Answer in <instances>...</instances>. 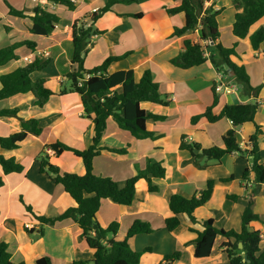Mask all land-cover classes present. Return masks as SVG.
Returning a JSON list of instances; mask_svg holds the SVG:
<instances>
[{"label": "crops", "instance_id": "crops-1", "mask_svg": "<svg viewBox=\"0 0 264 264\" xmlns=\"http://www.w3.org/2000/svg\"><path fill=\"white\" fill-rule=\"evenodd\" d=\"M8 1L17 9L27 10L29 15H32L31 11L36 6L57 11L60 14L61 21L50 36H33L30 32L32 21L9 15L7 6L0 0V47L26 39L38 43L37 51L33 52L23 47L18 51L21 57L19 60L0 66V76L14 71L19 66H25L36 55H47L49 57L46 58L52 60L49 67L42 72L34 73L32 78H45L47 85L55 93H58L63 85L68 82L66 74L72 66L71 59L74 47L71 36L73 23L76 20H81L91 24L93 11L102 9L108 0H72L76 3L74 11L50 3L47 0ZM180 2V0H136L130 3H117L110 12L104 14L95 23V26L98 25L100 27L98 29L104 31V34L92 37L90 52L84 63L85 68L92 69L102 64L108 57L128 53L124 59L115 61L110 65L109 73L134 70L136 79L139 80L143 72L147 68H151L155 80L160 84L161 92L167 94L171 101L167 107L152 102L142 103V107L147 111L167 117L165 121H147V129L158 136L155 141L150 139L137 140L129 133L128 135L127 132L125 133V131L119 129L114 121H110L108 131L100 145L118 149L129 146L128 153L118 154L103 151L95 159L94 164V172L97 175L112 177L119 182L120 187H124L128 178L136 175L139 169L145 168L148 158L163 162L167 168L166 178L154 179V182L160 185L161 193H149L146 181L140 180L137 183L135 201L131 206L116 204L118 207H115L110 205L113 201L108 199L103 201V207L101 206L97 217L104 227L114 220L118 221L120 223L119 236H124L128 228L137 219H142L150 224V221L160 219V225L152 226L155 229L152 234L159 231L165 236L173 238L174 244L178 247L177 249L181 250L180 260L174 264H181L183 259L187 260V264H229L227 254L220 249V244L224 241L222 239L215 244L210 257L196 258L195 245L192 241L197 237V234L189 231V227L202 230L203 221L213 218L215 225L219 228L225 229L227 227V230H240L241 216L248 203V193L243 187L241 178L245 169L251 166V157H242L238 154L226 155L220 164L210 163L208 167H201L188 151L180 150L183 136L190 143H198L201 149L221 145L223 134L233 127L227 119L209 123L203 118L196 124L192 123L193 117L203 114L212 104L214 98L212 88L221 80L222 74L210 62L189 69H182L171 63V59L183 51L185 40L201 41L200 27L187 32L181 37L168 40L176 26H184L185 17L184 14L170 16L165 8L177 7ZM210 4L214 5L216 10L224 8L217 17L221 31V43L225 46L224 40L222 41L224 33L229 35L228 45L231 46L238 41V52L241 54L242 60L236 58H233V60L239 65H245L247 72L249 69L251 71L254 67L253 62L264 57V46L257 53L252 49L249 38L239 40L233 35L232 26L235 21L236 9L231 0H208L206 6ZM139 13L142 14L140 18L130 16ZM65 16L67 17L66 23H64ZM105 18L110 21V26L101 25L102 20ZM261 25H264V20L256 24L251 29V33ZM5 27L9 28L8 32ZM224 27L226 30H223ZM4 41L6 42L1 44ZM245 48H248L250 52L245 53L243 51ZM40 52L43 54H39ZM207 53L209 54L210 51H207ZM59 61H62L68 69L59 72L57 69ZM263 71L264 64L261 63V65L259 64V70H257V73L261 74V78ZM230 79L234 81V79ZM260 82H262V79ZM260 82L257 79L252 85L256 87L261 84ZM217 94L220 97V104L214 110L216 114L226 104L234 105L252 101L243 98L239 90L232 93ZM66 99H70V101L67 102ZM258 100H264V88L261 90ZM13 108L19 109V118L0 117V136H7L21 131L20 118L26 120L31 118L40 119V125L45 130L41 136L29 134L18 149L6 150L0 148V153L6 158L13 157L21 165L27 161V164L23 165L21 173L4 175L0 166V174L5 181V185L0 189V243L9 244L12 262L17 259V264H30L31 261L36 264L37 259L44 255L51 256L55 264H66L79 259H92L93 253L80 237V227L72 220H66L53 226L40 224L27 212L24 205V208L20 206L22 203L20 201L26 199L23 189L31 188V169H34L35 165V170L39 174L37 178H42L49 185H55L47 174L39 172V156L46 144L56 140L61 141L63 138L72 141L73 144L68 146L77 149H86L92 144L94 126L91 121L82 116L84 110L81 106L80 96L75 93L62 96L55 94L43 108L35 105V98L31 93L18 94L0 101V109ZM255 121L261 125L263 130V134L259 136V145L264 157V103L260 105ZM236 132L238 140L244 148L249 138L255 133V126L253 123L248 122L236 128ZM31 139L37 141L42 149L38 154H34L32 160ZM48 152L50 162L60 167L62 171L79 175L85 174L82 160L75 157L73 153L69 152L71 156L66 163L61 161L66 152L60 157H56L50 150ZM231 175L234 176L233 181L229 183L219 181L220 178ZM209 179L216 180V185L209 202L195 212L198 223L193 225L186 215L180 214L181 225L173 232L167 231L164 221L173 215L169 208L171 195L181 193L186 197H191L205 189L206 182ZM251 180H254L253 176H251ZM218 191H222L221 206L214 205V199ZM227 194H238L240 197L234 203L226 198ZM51 196L53 199L50 197L49 202L42 208L44 210L40 211L46 214L43 216L54 218L66 209L76 206L75 201L62 189L59 190L56 196ZM14 204L17 210L13 208ZM222 205L225 207H222ZM104 206H106V209ZM112 209L117 210L118 214L109 218L106 223L102 222L101 215L105 214L104 210L110 211ZM254 210L264 220V185L256 198ZM218 223L222 227L218 226ZM252 226L261 231L262 241L260 246L263 251L264 223L253 222ZM40 228L44 230L42 235H40ZM51 231L59 232V235L52 239V237H49ZM152 234L137 235L130 240V243L133 244V242L139 240V236ZM47 243L50 244V247ZM142 246L143 244H140V247Z\"/></svg>", "mask_w": 264, "mask_h": 264}, {"label": "trees", "instance_id": "trees-1", "mask_svg": "<svg viewBox=\"0 0 264 264\" xmlns=\"http://www.w3.org/2000/svg\"><path fill=\"white\" fill-rule=\"evenodd\" d=\"M2 1L7 6L9 15L32 21L30 32L33 36H50L61 21L57 11L36 6L31 11L32 15H29L27 10L15 8L8 0ZM47 1L66 7L70 11L76 9V3L72 0ZM133 1L136 0H108L102 9L93 12L91 24L81 20H76L73 23L71 36L74 47L71 59L72 66L66 74L69 82L68 89H61L55 93L47 85L45 78H32L34 73L47 69L52 61L51 58H44L43 55H36L25 66H19L14 71L0 76V101L18 94L31 93L35 98V105L43 108L55 94L62 96L75 93L81 99V106L84 110L83 118L93 123L92 144L86 149L73 148L56 140L46 144L39 156V172L47 174L55 185L60 186L63 192L75 201L76 206L66 209L54 218H50L37 215L30 205L26 206L21 200L27 212L40 224L53 226L66 220H72L80 227V237L93 253V258L74 260L66 264H141L143 255L153 251L152 247L135 250L130 243V240L137 235L152 234L155 231L149 222L137 219L128 228L124 236H119L120 223L114 220L104 227L97 214L103 201L108 199L118 205L131 206L135 201L137 183L140 180L146 181L149 193H161V187L154 182V179L166 178L167 168L163 162L148 158L145 168L139 169L136 175L128 178L124 187H120L119 182L112 177L97 175L94 172V164L95 159L103 151L118 154L128 153L129 146L118 149L100 145L108 131L110 121H114L119 129L129 133L137 140L150 139L155 141L158 136L147 129V121H165L167 117L147 111L142 107V103L152 102L167 107L170 105V98L161 92L160 84L155 80L151 68H147L139 80L136 79L134 70L109 73L110 65L115 61L124 59L128 53L108 57L102 64L92 69H86L84 66L86 57L90 52L92 37L104 34V31L95 28V23L104 14L110 12L115 4ZM180 1V5L177 7L165 8L170 16L184 14L185 17L184 26H176L168 40L181 37L200 27L201 41L185 40L183 51L171 59V63L176 67L189 69L210 62L223 76L234 79L240 86L243 98L252 100L248 103L226 104L216 114L214 110L219 107L220 97L216 92V84L213 85L214 98L212 104L203 114L193 117L192 123L196 124L203 118L209 123L227 119L233 127L223 134L221 145H213L207 149H201L198 143L188 142L185 136L181 139L180 150L188 151L201 167H208L210 163L220 164L226 155L238 154L242 157H251V166L245 169L241 178L243 187L248 193V203L241 216L240 230L219 228L215 225L213 218L203 221L202 230L189 227V231L197 234V237L192 241L195 245V257L198 259L210 257L215 244L222 239L224 241L220 244V249L227 254L229 264H264V250L262 251L260 246L262 234L260 230L252 226L253 222L264 223L261 215L254 210L256 198L264 185V157L259 145V136L263 134V130L261 125L255 121L259 107L264 103V100H258L259 94L264 88V71L261 84L256 87L253 86L246 66L239 65L233 60V58L242 60L241 54L238 52L239 42L233 43L230 47L221 43V31L217 17L224 8L216 10L212 4L206 6L208 0ZM231 1L236 9L235 21L232 26L233 35L239 40L249 38L252 49L257 53L260 52L264 46V25H261L253 33H251V29L264 20V0ZM130 16L140 18L142 14ZM5 30L8 32L9 28L5 27ZM23 47L35 52L38 50V43L26 39L0 47V66L19 60L21 57L18 51ZM207 51L210 53L208 54ZM225 64L229 66L231 71L225 69ZM18 112V108L0 109V117L19 118ZM248 122L254 124L255 133L243 148L238 140L236 128ZM20 123L21 131L0 136L1 149H18L29 134L41 136L45 130L40 125V119L26 120L20 118ZM195 149H199L200 152L195 153ZM48 150L52 151L56 157H60L64 152L73 153L75 157L82 160L85 174L79 175L62 171L60 167L50 162ZM0 166L4 175L23 171V166L15 158H6L1 153ZM251 176L254 178L253 181ZM233 180V175L219 179L222 183H229ZM249 183L252 184L251 187H249ZM4 185V178L0 174V189ZM215 185L216 180L209 179L205 189L191 197H186L181 193L172 194L169 208L173 215L164 221L166 230L173 232L181 225L180 214L186 215L193 225L197 224L198 219L195 212L209 202ZM239 197L238 194L226 195V198L234 203L238 201ZM40 234H44L43 229L40 230ZM240 243L242 248L239 247ZM245 256L247 257L246 261H244ZM180 257V252L168 254L163 257L159 264H174L180 260ZM0 264H13L9 244L5 242L0 243ZM36 264L55 263L51 256L44 255L37 259Z\"/></svg>", "mask_w": 264, "mask_h": 264}, {"label": "rangeland", "instance_id": "rangeland-1", "mask_svg": "<svg viewBox=\"0 0 264 264\" xmlns=\"http://www.w3.org/2000/svg\"><path fill=\"white\" fill-rule=\"evenodd\" d=\"M66 18L67 17L65 16L64 23L67 22ZM64 23H63V26H64ZM101 25L110 26V21L105 18L104 20H102ZM95 28H100V27L97 25V26H95ZM223 30H226V28L224 27ZM228 39H229V35L224 33V35L222 37V41L224 40V44H225L226 47L230 46V45H228ZM5 42L6 41H4L1 44H4ZM243 51L245 53H249L250 52V50L248 51V48L243 49ZM46 57H49V56L44 55V58H46ZM261 63H262V65L264 64V57L263 58H259L256 62H253V64H254L253 69H251V71L249 69V71H248L249 74L251 75L252 84L257 79H258V82H260L261 79H262L261 78V74L257 73V70H259V64L261 65ZM63 64L64 63L62 61H59V64H58L59 67L57 68L59 70V72H63V70L68 69V67L64 66ZM222 78L224 80L228 81L231 84L236 83L235 81L231 80L229 77L223 76V74H222ZM68 85H69V82L64 84L62 89H68V87H69ZM66 101L69 102L70 99L69 100L66 99ZM126 134H128V133H126ZM61 141L64 142V144H67V145H72L73 144L72 141H69L68 139H65V138H63ZM41 150H42L41 149V145H39L37 143V141L31 139V160L34 158L33 157L34 154L35 153L38 154L39 152H41ZM70 156H71V153L66 152L65 156L62 158L61 161L67 163V161H69L68 158ZM24 164L26 165L27 161ZM24 164H22V166ZM35 167H36V165H35ZM35 167H34V169L33 168L31 169V188L30 189H28V188H24L23 189V191L25 192L24 197L26 198V199H23V201H24L26 206L30 205L32 207L33 211L37 215H46L45 213L40 212V211L44 210L42 208H44L45 204H47L49 202L50 197H51V199H53V197L51 195H55L56 196L59 193V190L61 189V187L57 186V185H53V184L49 185V183L46 182L45 180H43L42 178H37L39 174H38V171L35 170ZM221 196H222V191H218L217 194H216V197L214 199V205L215 206H217V205L221 206V203H222ZM2 201H4V200H2ZM3 203H5V202H3ZM20 203H21V201H20ZM23 205L24 204L21 203L20 206L22 208H24L25 205L24 206ZM110 205L118 207L116 204H114L112 202H111ZM104 207L106 209V206H104ZM222 207H225V206L222 205ZM13 208L17 210V207H16L15 204L13 205ZM104 213L105 214L101 215V218H102L101 220H102V222L106 223L107 220H109V218L117 215L118 211L115 210V209L114 210L112 209L110 211L104 210ZM140 220H142V219H140ZM150 222H151L153 227L161 224L160 219H157L155 221H150ZM217 225L222 227V225L220 223H218ZM33 228H35V227H33ZM33 228H31V229L33 230ZM226 228L227 227H225V229ZM40 229H42V228H40ZM56 235H59V232H52V231L49 232V237L50 238L52 237V239H55ZM47 244L50 247V244L49 243H47ZM140 244H143V246L140 247ZM131 246L135 250H143L145 247H153V251L150 254L147 253V254L144 255V257H142L141 264H157V263H159L162 260L163 255L165 256V255H168L170 253L173 254L175 252H180L181 251L180 249H177L178 247H176V244H174V241H173L172 237L165 236L163 233H160L159 231H157L154 234L149 235V236H146V235L139 236V240H137L136 242H133V244H131ZM13 247H14V245H13ZM185 254L188 255L187 253H185ZM186 261H187L186 259H183L181 264H184V263L187 264ZM13 264H17V259H15L13 261ZM30 264H35V262L31 261Z\"/></svg>", "mask_w": 264, "mask_h": 264}, {"label": "built area", "instance_id": "built-area-1", "mask_svg": "<svg viewBox=\"0 0 264 264\" xmlns=\"http://www.w3.org/2000/svg\"><path fill=\"white\" fill-rule=\"evenodd\" d=\"M97 11V9H95L93 12ZM39 54H43V53H39ZM27 60H29L28 58H26ZM240 90V86L237 83L231 84L228 81L224 80L223 78H221V80H219V82L216 84V92L217 93H232L234 91H238ZM252 184H249V187H251Z\"/></svg>", "mask_w": 264, "mask_h": 264}, {"label": "water", "instance_id": "water-1", "mask_svg": "<svg viewBox=\"0 0 264 264\" xmlns=\"http://www.w3.org/2000/svg\"><path fill=\"white\" fill-rule=\"evenodd\" d=\"M225 69L228 70V71H231V69L229 68V66H228L227 64H225ZM194 152H195V153H199L200 150H199V149H195ZM239 247H240V248L243 247L241 243L239 244ZM246 260H247V257L245 256V257H244V261H246Z\"/></svg>", "mask_w": 264, "mask_h": 264}]
</instances>
